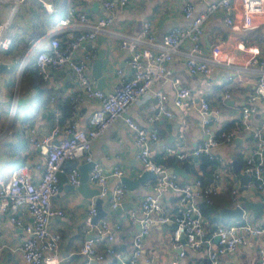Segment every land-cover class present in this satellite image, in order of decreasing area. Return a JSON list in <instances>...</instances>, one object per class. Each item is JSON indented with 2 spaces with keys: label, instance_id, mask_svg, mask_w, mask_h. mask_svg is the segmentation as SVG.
I'll list each match as a JSON object with an SVG mask.
<instances>
[{
  "label": "built area",
  "instance_id": "1",
  "mask_svg": "<svg viewBox=\"0 0 264 264\" xmlns=\"http://www.w3.org/2000/svg\"><path fill=\"white\" fill-rule=\"evenodd\" d=\"M1 1L13 2L11 9L13 14L18 3L23 0ZM39 1L47 11L54 10L51 0ZM128 1L103 0V5L112 10L117 6H124ZM233 1H208L205 9L198 13H194L192 0L185 1L181 11L183 17L189 20V24L185 27L173 26L160 40H157L152 31L151 23L145 20L135 37L121 40L120 48L129 53L127 64L130 73L109 92L96 87L90 75L89 62L94 58V53L87 51L79 56L75 53L83 43L89 42L98 32L105 30L111 24L112 18L99 17L87 29L77 32L73 26L88 20L84 11H79L76 6H70L66 14L58 19L60 26L69 28L65 31V38L54 33L49 44L36 52L35 62L43 79L48 78L50 68H67L72 73V79L78 85V90L69 94L73 112L63 124L55 123L45 136L38 137L35 127L29 125L25 127L24 135L29 144L37 149V157L35 160L24 161L14 166L8 178L0 177V215L7 214L8 220L26 233L18 247L24 264H70L59 258L56 253L61 234L49 229L51 218H62L64 215L63 209L54 207L51 200L59 193V174L65 171L63 164L66 160L83 158L86 162L93 161L88 171V180L98 189L97 195L106 198L113 209L121 204L127 191V185L121 180L123 170L115 164L110 171H106L93 159L90 150L93 141L118 117L123 118L130 131L135 158L140 167L142 170L153 172L155 177L152 178L150 190L141 200L140 212L129 211L130 221L137 224L139 230L132 236L131 251L127 258L123 257L115 245L118 224L111 225L103 217L93 223L91 219L97 213V209L94 203L90 206L87 224L91 236L81 247L88 259L102 260L105 255H111L116 260L114 264H138L143 252L144 239L152 225L157 222L172 221L175 224L170 239L173 246L179 249V256L185 254L183 244L191 250H199L206 246L210 264H219L220 254L234 253L251 237L264 239V222L252 223L247 220L245 209L240 220L219 222L213 225L210 232L200 206L203 198L219 194L225 189L224 176L230 168L231 161L216 155L213 149L221 144L231 143L238 127L250 130L255 139L252 152L246 155L240 171L251 176L247 186L264 194V112L255 127L251 124L253 114L258 111L256 100L264 99V50L253 41L235 38L231 43L211 44L208 56L202 55L203 23L219 10L233 35L254 29L259 23L264 25V0H239L242 8L240 21L233 19ZM9 24L10 19L0 20V49L3 50L9 49L13 42L8 31ZM184 42L189 43L184 63L192 76L208 78L212 70L211 64L229 66L236 63L246 67L250 65L260 67L254 90L241 107V123L235 122L230 129H224L220 109L212 106L201 94L195 97L189 87L180 85L179 77L172 75L168 62L179 52V46ZM118 73L123 74V71L118 69ZM164 78H170L175 87L172 96L175 107L182 110L196 108L204 138L192 150L169 149L157 158L150 146L152 141L158 139L157 130L139 124L127 113V109L134 103H143L150 95L153 85ZM232 78V75L225 77L227 82L225 98L229 97L228 89L231 87ZM152 93L154 101L147 122L152 124L161 116L172 117L174 112L167 106L168 94L160 88L153 89ZM84 100H96L97 105L93 106L86 120L82 122L76 111L78 104ZM14 110L15 102L10 106L12 115ZM55 114L57 118L60 117L58 110H55ZM200 154L217 160L218 164L212 171V180L203 182L200 178L194 177L192 180L179 181L173 169L167 164L172 155L183 160ZM67 175L73 186L79 185L80 170L77 166L69 168ZM111 177L118 179V183L112 189L109 187ZM168 192L177 196L172 217L161 203L162 196ZM229 194L235 206L241 205V200L237 198V186L230 187ZM27 216L30 219H27ZM182 234L184 243H181ZM215 236H218L217 241L214 239ZM100 238L106 239L102 251H98L95 246ZM257 253L255 264H264V244L258 246ZM152 258L153 256H146L145 264L151 263ZM170 264L181 263L172 261Z\"/></svg>",
  "mask_w": 264,
  "mask_h": 264
},
{
  "label": "crops",
  "instance_id": "2",
  "mask_svg": "<svg viewBox=\"0 0 264 264\" xmlns=\"http://www.w3.org/2000/svg\"><path fill=\"white\" fill-rule=\"evenodd\" d=\"M37 1L39 0H36V2L23 0L18 3L15 12L11 14L13 2L0 0L1 3L10 4L9 14L4 15L3 11L2 13L0 12V20L10 19L8 31L16 43L11 51L5 50L8 58H0V63L7 64V67L0 69L2 81L4 78H2L1 73L9 69L11 62L18 64L20 62L19 59L23 58L21 59V66L17 71V78L13 88V91L17 88V92L12 100V104L15 102V105L17 103V94L23 70L22 65H24L25 61L28 62L35 56L40 48L46 47L54 33L56 36L65 38V31L69 28L60 26L58 19L66 14L70 6H76L79 11H84L88 17L86 22L82 24L77 23L73 26L76 32L87 29L99 17L110 16L112 18L111 24L105 30L98 32L89 42L83 43L75 53L77 56L87 51L94 53V58L89 62V72L96 84V80L91 73V63L97 54L102 51L101 70L106 75L105 87L108 92L112 91L119 81L123 77H128L130 73L127 64L129 53L119 46L122 39L135 37L142 28L145 20L151 23V29L155 33L157 40H160L162 35L173 26L185 27L189 24V20L183 17L181 11L183 3L187 0H129L124 6H117L112 10L104 7L103 0H51L54 5L52 12L56 9L57 11L52 14V12L44 8L47 13L52 14L50 16L43 10H40ZM192 1L194 3V13H198L205 9L208 1L212 0ZM233 19L235 21L242 19V8L239 0L233 1ZM255 20L259 23L257 18ZM42 29L44 32L39 34ZM235 38L253 41L264 50V25L259 23L254 29L233 35L228 25L224 22L222 12L220 10L215 12L203 23L202 55L208 56L211 44L216 42L220 44L231 43ZM26 41L28 42L27 50L17 60L16 56H18L20 50L24 47ZM188 50L189 43H182L179 46V52L168 62L172 75L179 77L180 85L189 87L195 97L201 94L212 106L219 108L223 126L232 123L233 127L235 122L241 120V107L246 103L248 95L254 90L260 67L258 65L246 67L236 63L229 66H216L211 64L212 70L208 78L192 76L188 73L184 63ZM30 56L32 57L30 58ZM118 69L122 70L123 74H119ZM227 75H232L233 78L231 87L228 89L229 97L225 98L224 92L227 88L225 77ZM44 80L46 81V85L53 88L57 96L59 95L63 98L69 97L71 92L78 90V85L74 83L72 73L67 68H50L49 76ZM4 82H7V80L4 79ZM26 87L30 95V103L27 105H30L31 108L21 119L16 120L19 126L18 129H21V131H13L11 124L3 130V135L0 137V140H6V144H0V177L2 178H8L12 168L20 161H32L37 157V149L29 144L24 135L23 129L25 127L28 125L35 127L36 135L40 137L47 135L55 123L63 124L67 119L65 118L61 121L60 117L57 118L55 114V99H50L48 103L40 104L39 98L37 97V90L29 86ZM157 88L164 90L168 94L167 106L174 112V115L172 117L161 116L150 124L147 122V116L151 113V104L154 101L152 91ZM174 90L175 87L170 78H164L153 85L150 95L143 103H134L127 109V113L139 124L146 126L148 129L154 128L157 130L158 139L150 143L151 149L157 158L162 153L168 152L169 149L192 150L204 138L196 108L189 107L188 109L182 110L175 107L172 103ZM96 105V100H84L78 104V110L76 112L82 122L86 120L93 106ZM256 105L258 111L251 118L253 127L258 124L263 116L264 99H257ZM254 143L255 139L251 131L243 127H238L235 130L233 141L219 145L213 149V152L216 155L230 159V161L236 159L239 161L240 167H242L246 155L252 152ZM90 150L93 159L106 171H110L112 166L117 164L123 170V176H128L133 180H136L141 172L144 171L135 158V148L132 143L130 131L122 117L116 118L93 141ZM170 158L181 162V159L173 155ZM85 163L86 161L83 158L70 159L64 162L65 171L59 175V193L51 200L54 207L63 209L64 215L62 218H51L49 229L61 234L56 253L59 258H63L70 264H114L116 260L111 255H105V258L102 260L94 258L88 259L81 250L83 242L91 236V232L88 231L87 220L88 209L94 203V200L93 197L86 196L85 192L77 189L69 182L67 171L72 166L79 168ZM178 165L182 166L181 163L175 166H169L174 170V167ZM192 166L195 168V172H188L182 166L189 177L186 179L176 175L177 179L179 181L192 180L196 174L202 173L198 169L196 162ZM210 180H212V174ZM151 181L152 179H147L143 183L134 186L133 189H129L127 186V191L121 204L114 209L110 207L106 198L102 202V207L106 212L103 218H106L111 225L118 224L119 226L115 231V245L121 251L124 258L129 256L132 236L139 230V226L130 221L129 211L134 210L137 213L140 212L141 200L145 193L150 190ZM117 183L118 179L111 177L109 179L110 189ZM224 183L227 189H224L225 192L223 193L227 199L230 196L229 189L232 186H237L238 188V199L241 195L243 199H264L263 193L249 186L246 187V193H242L239 177L233 171L231 162L230 168L224 176ZM88 185L91 188L96 187L89 180ZM230 200L222 203L220 208L235 206ZM176 201L177 196L171 192L166 193L161 198V203L170 217H172ZM245 212L246 218L250 222H264V211L262 216L254 218H252L251 209L246 208ZM26 218L30 219L29 216ZM205 221L207 222L206 219ZM228 221L237 220L230 219ZM207 224L208 229L213 225L208 222ZM173 228L174 223L172 221L165 223L157 222L152 225L149 234L144 239L143 252L138 260V264H145L144 258L146 256H153V260L149 264H170L172 261H179L181 264H210L206 246L199 250H191L183 244L185 254L179 256V249L173 246L170 239ZM25 237V231L21 227L12 224L8 220L7 214L0 215V264H24L18 247ZM105 243L106 239L104 238L96 241L95 246L98 251L103 250ZM181 243L184 242L181 240ZM260 244H264V239L251 237L245 245L239 246L234 253L220 254L219 264H255L258 258L257 249Z\"/></svg>",
  "mask_w": 264,
  "mask_h": 264
},
{
  "label": "trees",
  "instance_id": "3",
  "mask_svg": "<svg viewBox=\"0 0 264 264\" xmlns=\"http://www.w3.org/2000/svg\"><path fill=\"white\" fill-rule=\"evenodd\" d=\"M35 1L36 0H30ZM39 3V4H38ZM37 4L39 5L40 10H43L47 15H52L56 13L57 9L51 13H47L44 7L41 5L39 1H37ZM35 12H37L35 10ZM44 30L42 29L39 34L43 33ZM15 39L13 38V42L10 45L8 51H11L15 46ZM28 42L26 41L24 47L20 50L18 56H16L17 60L19 57L27 50ZM36 54L33 56L27 63L24 68L23 73L21 74V82L24 83L26 86L35 88L37 90V97L39 98V103H48L50 99H55V108L60 113V120L63 121L65 118H68L71 116L73 112V103L72 100L69 97H61L57 96L54 93V90L51 86L46 85V81L42 78L41 74L38 72V68L35 62ZM232 127V123L224 125V129H230ZM195 162L198 164V169L202 171L200 174H196L195 177L200 178L203 182L209 181L211 178V174L213 169L217 166V160L206 155V154H200L197 156V159H194L193 157L191 159H183L180 161H176L172 158H170L167 162L170 166H175L178 163H181L183 167L186 168L188 172H195V168H193V164ZM22 163L21 161L17 164ZM16 164V165H17ZM60 175V174H59ZM227 189V186H225V190ZM222 191L219 194L216 195H210L206 198H203L200 201V206L203 212V215L207 222L209 224H217L219 222H227L219 217V209L222 205V203H225L230 200V196L226 197ZM231 201V200H230Z\"/></svg>",
  "mask_w": 264,
  "mask_h": 264
},
{
  "label": "water",
  "instance_id": "4",
  "mask_svg": "<svg viewBox=\"0 0 264 264\" xmlns=\"http://www.w3.org/2000/svg\"><path fill=\"white\" fill-rule=\"evenodd\" d=\"M102 56H103V53H102V51H100L97 54L96 58L92 61L91 73H92V76L96 80V87L103 89L104 91L108 92L106 90V87H105V85H106L105 76L106 75L103 74V72L101 70ZM2 67H7V64L0 63V69ZM16 92H17V88L14 89L13 94L11 95V97L9 99L10 105L12 104V100H13ZM196 158H197V156H194V159H196ZM92 165H93V161H88L79 167V169H80V176H79L80 183H79V185H77L75 187L79 190H82V192H85L86 196L93 197L94 206L97 209V213L92 217L91 221L93 223H95L97 219L104 217L106 215V212L102 207V202L105 198L99 197L97 195L98 189L96 187L91 188L88 185V170L92 167ZM231 166H232L233 171L236 172V174L238 175L240 183H241L240 189H241L242 193L245 194L247 182L251 179V176L249 174H244L240 171V163L236 159L231 160ZM173 172L175 175H179V176L186 178V179L189 177V175L187 174L185 169L180 165L174 167ZM154 177H155V174L153 172L148 171V170H144L141 172V174L137 177L136 180H133V179L129 178L128 176H122L121 180L128 186L129 189H133L134 186L138 185L139 183H143L147 179H152ZM242 197H243L242 195L239 197V199L241 200V205H237V206H233V207L232 206H225V207L220 208V210H219L220 219H222L224 221H228L230 219L240 220L242 217V213H243L244 209H246V208H249L252 210V218L262 216L263 211H264V201L263 200L243 199ZM213 225L209 228L210 232L213 230ZM174 227H175V224H174ZM214 239H215V241H217L218 236H215ZM181 240H182V242L185 241L184 234H182Z\"/></svg>",
  "mask_w": 264,
  "mask_h": 264
},
{
  "label": "rangeland",
  "instance_id": "5",
  "mask_svg": "<svg viewBox=\"0 0 264 264\" xmlns=\"http://www.w3.org/2000/svg\"><path fill=\"white\" fill-rule=\"evenodd\" d=\"M2 11L4 15H8L10 12V4H4L0 2V12L2 13ZM6 53L7 52L5 50L0 49V58H8L6 56L7 55ZM31 57L32 56H30V58ZM21 59L23 58L19 59L20 62L22 61ZM20 62L18 64L11 62L9 69L1 73V75L3 76L2 78L6 79L7 82H4V79L2 81L0 77V137L3 135V130H5L11 124H12L11 129L13 131L15 132L21 131V129H18L19 126L16 123V120L21 119L25 113L30 111L31 108L30 105H27L28 103H30L29 92L27 91L26 85L21 82L18 89L17 103L15 105L14 115L10 113L9 99L13 92L15 81L17 78V71L21 66ZM26 63L27 61L24 62L22 73L24 71ZM3 143L6 144V140L1 139L0 144Z\"/></svg>",
  "mask_w": 264,
  "mask_h": 264
}]
</instances>
